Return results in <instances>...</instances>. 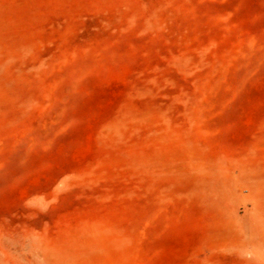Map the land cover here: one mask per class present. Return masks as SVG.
<instances>
[{
  "label": "rangeland",
  "instance_id": "rangeland-1",
  "mask_svg": "<svg viewBox=\"0 0 264 264\" xmlns=\"http://www.w3.org/2000/svg\"><path fill=\"white\" fill-rule=\"evenodd\" d=\"M0 264H264V0H0Z\"/></svg>",
  "mask_w": 264,
  "mask_h": 264
}]
</instances>
